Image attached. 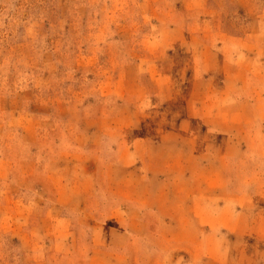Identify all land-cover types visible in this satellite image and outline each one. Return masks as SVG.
Listing matches in <instances>:
<instances>
[{"label": "rangeland", "instance_id": "374dc122", "mask_svg": "<svg viewBox=\"0 0 264 264\" xmlns=\"http://www.w3.org/2000/svg\"><path fill=\"white\" fill-rule=\"evenodd\" d=\"M159 171L146 264H264V0H0V264H133L106 198Z\"/></svg>", "mask_w": 264, "mask_h": 264}, {"label": "crops", "instance_id": "0c3cea01", "mask_svg": "<svg viewBox=\"0 0 264 264\" xmlns=\"http://www.w3.org/2000/svg\"><path fill=\"white\" fill-rule=\"evenodd\" d=\"M159 158L160 157H157L156 161L153 160L152 163L158 164L163 162V164H167V166L171 164L172 168L174 163L173 160L169 161ZM146 162L148 163V161ZM163 169L165 170V167H163ZM145 177H147V175H145ZM169 178H171L170 172H152L148 180L142 177L139 179L142 181L127 183L128 187L125 189L122 188V190H126L128 194H123L122 199L109 193L108 198H106V206L108 207H105L107 214L101 216V219L104 220L103 223L101 221V225L104 228V235L106 233L108 234L104 236L101 241H98V243L103 246L112 244L125 249L126 256L133 264H146L147 260L151 259L150 257L153 253L150 245L157 246V257L160 259L163 258L161 256H164L166 248L169 244L171 245L174 242L172 239H167L164 231L170 229V231L172 230L174 232L175 229L179 228L177 224L178 218L175 216L176 206L171 200H167V196L172 197L173 193H169L168 190L163 189V186L167 185L166 180H169ZM152 181H154L156 185L157 181H159V186L156 191L150 186V184H153ZM63 188L65 187L60 186L59 196L54 205L52 204L50 207H72V205H74L73 207L103 206L102 203L104 201L102 202V197L100 195L97 194L96 196L91 191L85 192L84 189L79 191L75 189L77 191L76 201L72 205H68L62 197L65 192L62 191ZM152 215L157 217L156 237L149 234L150 229L154 227L150 222L152 221ZM116 217L118 218L114 219ZM165 218H168V221H166ZM113 219L116 221L122 219V221H117V225L108 223ZM112 229H121L122 233L117 234V237H115ZM111 236L116 239L110 238Z\"/></svg>", "mask_w": 264, "mask_h": 264}]
</instances>
